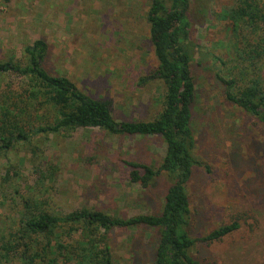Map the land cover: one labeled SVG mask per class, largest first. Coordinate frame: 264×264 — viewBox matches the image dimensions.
<instances>
[{
  "label": "rangeland",
  "instance_id": "obj_1",
  "mask_svg": "<svg viewBox=\"0 0 264 264\" xmlns=\"http://www.w3.org/2000/svg\"><path fill=\"white\" fill-rule=\"evenodd\" d=\"M149 3L0 0V61H25V46L42 39L48 44L43 66L51 74L65 75L88 95L109 100L117 121L153 119L163 108L164 86L153 77L140 83L153 76L157 65ZM240 4L191 0L188 11L189 37L197 48L192 63L195 153L208 166L197 165L188 182L190 232L200 236L235 219L241 223L223 240L197 245L195 257L211 264H264V124L226 98L218 77L226 73L218 57L227 60L231 46L242 47L244 36L251 35L248 23L236 34L225 15ZM259 26L258 38L264 22ZM262 64L264 75V60ZM24 86V79L14 74L0 75V105L22 94ZM40 118L25 116L24 121L32 127L49 122ZM164 154L159 136L111 134L100 128L40 132L14 143L0 154V240L14 232L26 195L42 198L54 211L87 206L126 216L159 212L170 186L167 177L161 174L143 189L131 182L126 161L158 166ZM110 239L115 264H151L155 231L116 230Z\"/></svg>",
  "mask_w": 264,
  "mask_h": 264
},
{
  "label": "trees",
  "instance_id": "obj_2",
  "mask_svg": "<svg viewBox=\"0 0 264 264\" xmlns=\"http://www.w3.org/2000/svg\"><path fill=\"white\" fill-rule=\"evenodd\" d=\"M190 4L191 0H150L147 21L157 65L153 76L143 77L140 83L153 77L164 86L163 108L150 120L117 121L109 100L88 95L65 75L51 74L43 66L48 44L42 39L25 46V61H0V75L14 74L25 81L22 94L13 100L5 98L0 105V154L40 132L100 128L111 134L159 136L165 144L159 165L127 160L129 178L143 189L161 174L170 183L159 212L133 216L87 206L54 211L46 208L42 198L23 195L14 232L0 240V264H115L111 234L137 228L157 234L150 247L151 264H211L195 257L197 245L221 241L241 227L235 219L200 236L190 232L188 182L197 165L208 168L195 153L193 105L197 86L192 63L197 48L189 37ZM225 15L231 17L236 34L240 35V27L248 23L251 35L244 36L242 47L238 43L231 46L234 50L227 60L218 57L224 66L222 72L226 71L218 76L224 83V94L264 124V34L258 38L264 1L241 0L240 6ZM41 109H50L53 114H38ZM25 116H41L49 122L32 127L24 121Z\"/></svg>",
  "mask_w": 264,
  "mask_h": 264
}]
</instances>
